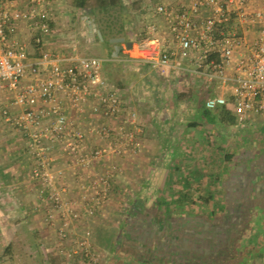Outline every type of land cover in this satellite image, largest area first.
Listing matches in <instances>:
<instances>
[{
	"label": "crops",
	"instance_id": "0c3cea01",
	"mask_svg": "<svg viewBox=\"0 0 264 264\" xmlns=\"http://www.w3.org/2000/svg\"><path fill=\"white\" fill-rule=\"evenodd\" d=\"M179 1L142 0L140 38H125L118 56L112 55L124 68L123 77L129 71L139 77L129 89L113 85L125 109L138 113L142 150L97 165L93 173L118 169L111 193L70 241L61 243L56 226L45 222L47 204L29 179L33 160L22 136L0 114V244L14 247V264H65L58 250L71 248L83 229L91 231L102 254L100 264H264V121L240 128L232 114H221L222 108H205L207 98L223 93L218 83L178 73L170 75L177 80V89L170 92L168 78L141 64L132 70V62L121 53L123 44L146 39L149 24L165 30L156 4ZM21 4L16 1L17 7ZM30 36L28 24L19 23L17 37L38 56ZM5 101L0 89V105ZM57 154L55 169L62 173L58 182L66 190L64 198L76 200L81 195L79 173L63 152ZM38 251L42 263L24 258L30 253L33 259Z\"/></svg>",
	"mask_w": 264,
	"mask_h": 264
},
{
	"label": "built area",
	"instance_id": "2783aa9c",
	"mask_svg": "<svg viewBox=\"0 0 264 264\" xmlns=\"http://www.w3.org/2000/svg\"><path fill=\"white\" fill-rule=\"evenodd\" d=\"M54 1L0 0V89L6 100L0 114L22 136L33 160L29 179L47 204L44 220L65 243L111 193L118 169L93 173L97 165L138 155L142 144L138 113L125 109L118 88L104 77L105 59L50 46ZM154 11L165 30L149 24L145 40L121 46L123 56L162 76L193 74L218 83L223 93L207 98L205 108L224 109L240 128L264 121V0H180L158 3ZM21 22L28 24L38 56L17 37ZM58 152L79 173L76 200L64 198ZM91 235L83 229L71 248L58 250L65 264L101 263Z\"/></svg>",
	"mask_w": 264,
	"mask_h": 264
},
{
	"label": "rangeland",
	"instance_id": "374dc122",
	"mask_svg": "<svg viewBox=\"0 0 264 264\" xmlns=\"http://www.w3.org/2000/svg\"><path fill=\"white\" fill-rule=\"evenodd\" d=\"M56 1V0H55ZM123 4L122 12L125 16L130 20L131 29H129V33L127 36L128 40L139 39L140 33L143 29V10H142V0H121ZM137 1L139 5L136 8H139L137 11L130 10L131 4ZM159 2V0H156ZM56 9L53 11V22L51 24L52 29L54 30L55 36V46L59 48H63V51L68 52L69 48L73 49V52L76 56L80 57H98L103 58L105 61L103 62L104 68V77L110 81V83L120 86V88L129 89L134 82H138L137 78L134 77L133 73L129 71V74L126 77H123L122 66L112 61V53L114 51V44L107 45L103 43L102 39L99 38L97 40V34L95 32L98 30L99 22L97 18L92 16L90 12H83L77 9L72 8L68 4V0H57ZM155 7V6H154ZM116 15L111 13L110 16ZM109 16V15H108ZM86 17V18H85ZM85 18V19H84ZM132 30V31H131ZM100 32V31H99ZM101 39V40H100ZM65 48V49H64ZM107 60V61H106ZM137 63L132 62V70H137L135 66ZM134 71V72H135ZM159 73V72H158ZM189 75V74H187ZM123 79V81H121ZM165 79H169L166 82L170 85V92H173L176 88L175 82L177 81L172 76H164L161 77ZM122 82V83H121ZM120 83V84H119ZM173 86H175L173 88ZM175 95L177 92L175 91ZM188 98H190V93L187 94ZM201 103V102H199ZM3 246L0 244V264H14V257L17 255L14 247L12 245L10 247L2 248ZM2 248V249H1ZM3 251V252H2ZM24 254V253H23ZM38 254V255H37ZM33 256L30 253H25L24 258L28 261L34 260L42 263L44 261L43 254L38 251V253ZM42 261V262H41ZM27 264V263H26Z\"/></svg>",
	"mask_w": 264,
	"mask_h": 264
},
{
	"label": "trees",
	"instance_id": "16d2710c",
	"mask_svg": "<svg viewBox=\"0 0 264 264\" xmlns=\"http://www.w3.org/2000/svg\"><path fill=\"white\" fill-rule=\"evenodd\" d=\"M68 4L74 9L90 12L92 16L97 18L99 22L98 30L101 33L103 43L111 46L109 40L127 38V25L130 24V20L122 12L123 4L121 0H68ZM137 5H139L138 2L134 1L130 6V10L137 11L139 9L136 8ZM111 13L116 16H110ZM225 113L227 114L224 109H221V114L224 115Z\"/></svg>",
	"mask_w": 264,
	"mask_h": 264
},
{
	"label": "water",
	"instance_id": "95a60500",
	"mask_svg": "<svg viewBox=\"0 0 264 264\" xmlns=\"http://www.w3.org/2000/svg\"><path fill=\"white\" fill-rule=\"evenodd\" d=\"M95 32H96L97 36H98L99 38L102 39L101 33H100L99 31H96V30H95ZM124 41H125L124 38L112 39V40L110 41L111 44H114V51H113V53H112V55H113L114 57H117V56H118V54H119V52H120V47H119V45L122 44V43H124ZM128 47H130V43L128 44Z\"/></svg>",
	"mask_w": 264,
	"mask_h": 264
}]
</instances>
